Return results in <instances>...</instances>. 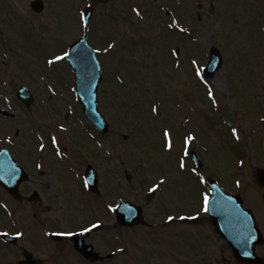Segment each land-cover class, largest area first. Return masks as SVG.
Segmentation results:
<instances>
[{"label": "rangeland", "instance_id": "1", "mask_svg": "<svg viewBox=\"0 0 264 264\" xmlns=\"http://www.w3.org/2000/svg\"><path fill=\"white\" fill-rule=\"evenodd\" d=\"M31 1L0 0V111L10 115H0V138L34 141L44 128L65 151L99 153L116 199L140 206L146 220L206 219V181L215 180L240 196L264 232V189L252 179L264 169V0H41L39 14ZM89 7L106 135L83 117L70 66L55 60L83 35ZM211 48L221 67L205 78ZM20 86L33 95L28 108L16 98ZM208 227L201 223L196 232L217 255L221 242Z\"/></svg>", "mask_w": 264, "mask_h": 264}, {"label": "flooded vegetation", "instance_id": "2", "mask_svg": "<svg viewBox=\"0 0 264 264\" xmlns=\"http://www.w3.org/2000/svg\"><path fill=\"white\" fill-rule=\"evenodd\" d=\"M19 138L10 142L0 138L5 139L0 150H7L11 158L0 162V170H6L0 174V264H18L25 253L38 264H161L162 258L164 264H245L236 258L233 244L215 233L208 217L181 222L178 215H160L138 226H120L112 178L103 173L99 153L69 152L61 145L54 149L44 128L37 140ZM14 163L26 174L16 196L3 186L19 181ZM88 167L95 172L90 189L85 184ZM201 223L212 227L221 242L217 255L208 237L196 232ZM117 229L124 231L123 237ZM26 233L30 236L23 240ZM261 235L257 243L248 233L234 244L243 246L244 252L252 248L264 260V232Z\"/></svg>", "mask_w": 264, "mask_h": 264}, {"label": "water", "instance_id": "3", "mask_svg": "<svg viewBox=\"0 0 264 264\" xmlns=\"http://www.w3.org/2000/svg\"><path fill=\"white\" fill-rule=\"evenodd\" d=\"M92 2L105 3L106 0H91ZM31 9L35 13H40L43 10V2L41 0H34L30 4ZM92 16V8L86 9L83 14V23L85 28L88 25ZM69 55L64 60L72 67L76 75V89L75 94L80 104L82 105L83 114L89 119L94 126L102 133L107 131V124L103 117L99 114L97 108V89L101 81L102 72L98 61L96 60L94 51L87 43V37L84 35L81 39L75 41L69 46ZM221 65V57L217 49L210 50L209 61L203 69L205 77L212 78L215 72ZM17 98L21 100L26 106L32 103L30 93L21 87L17 92ZM196 165L201 166L196 159L194 153L191 154ZM88 170L87 183L88 186L92 184V174ZM94 178V176H93ZM253 178L259 187H264V170L256 169ZM22 180V179H21ZM93 185L95 183L93 182ZM212 188V196L208 200L207 214L211 222L215 226V230L219 234H226L229 232L224 227L229 225L243 226L237 229L238 232L245 231V226L253 223V216L250 211L242 208L241 200L232 195L224 193L215 182H209ZM9 189V188H8ZM11 190V189H9ZM11 194L13 193L10 191ZM116 220L122 226H133L143 223L142 211L139 207L130 203L119 204L116 209ZM257 231V230H256ZM228 235V234H227ZM244 262H252V260L245 259L241 254H237ZM25 264H36L31 255H26ZM253 263V262H252ZM254 264H259L255 262Z\"/></svg>", "mask_w": 264, "mask_h": 264}, {"label": "snow or ice", "instance_id": "4", "mask_svg": "<svg viewBox=\"0 0 264 264\" xmlns=\"http://www.w3.org/2000/svg\"><path fill=\"white\" fill-rule=\"evenodd\" d=\"M137 12H138V10H137ZM138 14H139V13H138ZM68 55H69V53L65 52L63 56H56V57H55V60H57V61H59V60H63V59H65V57H67ZM48 63H49V64H52V63H54V61H53V60H49ZM194 63H195V62H194ZM199 71H200L199 69H196L197 74H199ZM210 94H211V93H210ZM233 131L235 132L236 129H233ZM191 139H192V138L190 137L189 140H191ZM53 141H55V137H53ZM167 147H168L170 150L172 149L173 145H172L171 140H169V142H168V144H167ZM183 166H184V165L181 164V167H183ZM161 183H163V181H161ZM151 191H155V189H151ZM204 205H205L204 210L207 211V210H208V208H207V205H208V197H207V196H205V198H204ZM169 219L171 220L172 217H169ZM93 227H95V225H93Z\"/></svg>", "mask_w": 264, "mask_h": 264}]
</instances>
